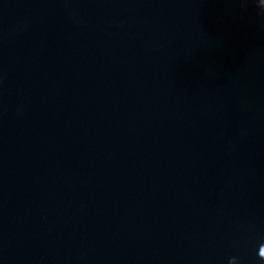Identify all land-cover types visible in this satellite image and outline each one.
<instances>
[{"label":"water","instance_id":"1","mask_svg":"<svg viewBox=\"0 0 264 264\" xmlns=\"http://www.w3.org/2000/svg\"><path fill=\"white\" fill-rule=\"evenodd\" d=\"M0 264H264V3L0 0Z\"/></svg>","mask_w":264,"mask_h":264},{"label":"snow or ice","instance_id":"2","mask_svg":"<svg viewBox=\"0 0 264 264\" xmlns=\"http://www.w3.org/2000/svg\"><path fill=\"white\" fill-rule=\"evenodd\" d=\"M261 3H264V0H261Z\"/></svg>","mask_w":264,"mask_h":264}]
</instances>
